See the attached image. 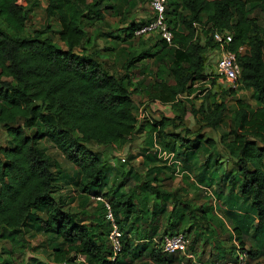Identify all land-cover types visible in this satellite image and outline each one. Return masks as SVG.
<instances>
[{
	"label": "trees",
	"instance_id": "1",
	"mask_svg": "<svg viewBox=\"0 0 264 264\" xmlns=\"http://www.w3.org/2000/svg\"><path fill=\"white\" fill-rule=\"evenodd\" d=\"M46 1L45 14L57 20L56 33L65 48L45 35L49 27L27 30L31 9L25 0H0V125L9 136L0 147V240H9L19 249L17 239L35 227L62 241L53 249L52 264H131L133 237L145 242L141 251L152 261L175 264L182 259L191 262L188 254L203 255L204 245L214 242L208 236L211 233L217 242L227 239L230 244L226 248L216 244L212 260L205 263L234 261L240 249L247 253L248 262L251 257L257 261L254 264H264L258 261L264 252L246 248L244 239L249 231L257 240L264 238V25L252 15L256 9L264 13V0H171L169 10L167 0L166 21L174 35L173 46L158 40L162 51L173 50L167 68L172 80L166 81L157 72L147 103L142 105L145 110L150 102L168 105L174 115L150 121L139 120L133 111L132 95L137 88L127 72L152 55L129 56L121 74L109 73L97 61V51L86 54L76 49H84L89 42L83 10L94 13L100 0ZM138 26L129 25L117 38L135 37ZM215 30L232 33L229 48L237 53L242 69L240 85L252 92L257 104L252 107L247 100H235L230 115L233 127L223 135L222 148L206 130L222 127L227 111L224 96L237 89H220L216 79H211L212 89L202 98L177 99L193 92L195 79L207 76L206 63L216 48L210 33ZM240 46L247 51L237 52ZM187 115L195 120V129L185 125ZM144 129L149 139L157 137L165 150L174 153L181 168L201 157L195 173L201 187L186 185L194 188L193 195L186 194L185 187H164L166 180H173L177 162L165 171L162 165H147L138 183L128 182L122 189L127 173L116 186L102 190L104 178L113 169L101 153L108 147H124ZM43 139L75 166L77 186L98 201L89 222L87 217L78 219L77 214L63 210V201L54 197L61 170L40 145ZM202 186L213 189L223 215H215ZM97 197L109 203L122 233L118 252L108 238L112 223ZM196 200L204 201L198 204ZM169 201L172 210L167 208ZM220 216L230 222V232ZM198 222L204 223L199 232L195 229ZM178 232L190 238L185 253H163V236ZM126 234L129 238L123 241ZM4 252L12 254L8 248Z\"/></svg>",
	"mask_w": 264,
	"mask_h": 264
},
{
	"label": "rangeland",
	"instance_id": "2",
	"mask_svg": "<svg viewBox=\"0 0 264 264\" xmlns=\"http://www.w3.org/2000/svg\"><path fill=\"white\" fill-rule=\"evenodd\" d=\"M91 1L92 0H86V3H90ZM170 1L171 0H168V10L170 8ZM46 4V0H25L26 7L31 9L30 18L26 26L27 30L33 32L34 29L44 30L46 27H49L45 35L49 36L52 41L65 48L64 43L59 41L56 33V31L60 28L57 20L48 18L45 14ZM93 9L95 10L94 13H88L86 9L83 10L84 29L87 32L89 42L85 44L84 49L76 48L77 52H86V54H90L91 51H97L98 55L96 56V59L100 62V65L109 73L115 74H121L123 72L122 66L129 56L135 54L137 55L140 52H147L152 55L142 61H137L135 64L136 68L127 72L128 78L133 81L135 85L134 87L137 88V92L132 95L135 103L133 111L135 115L141 119L139 116V110L143 103H147L148 88L149 85L156 79V73L158 72L162 74L166 81L172 80L171 76L168 74L167 68L173 59V50L168 52L162 51L160 40H158V37H155L154 35L132 37L127 40L117 38V35L124 33L129 25L136 24L138 26L147 22L151 15L148 0H100V3L93 7ZM252 15L255 16L259 22L262 23V25H264L263 12L256 9L253 11ZM216 57L217 54L215 52H212L209 55L204 71L206 75L211 73L212 61ZM216 80H218L216 83L218 88L220 87V89L222 88L225 90L228 89L223 80ZM224 97L227 104V111L222 127L218 131L206 130L210 137L215 139L218 143L220 142L219 148L223 147L221 145L223 135L233 127L230 115L235 108V100L240 98L247 100L251 103L252 107L257 105L252 92L244 90L242 87H239L235 94H227ZM146 106V111L152 119H158L162 115H174V111L168 105L158 102H150ZM184 123L190 129H195L197 126L195 124V120L190 115H187L184 118ZM147 135L148 130L144 129L132 135L130 142H128L124 147H108L101 153V157L106 159L113 169L112 173L104 178L103 181L106 184L102 186V190H106L111 185L116 186L120 181L124 180V175L128 173L126 182L124 183L125 186L122 187V189H126L128 182H137V180L143 177V174H146L145 172L148 167L154 164H160V162H175V157L172 158L170 155L169 157L171 158L169 159L168 154L164 155V153H162L165 148L162 143L158 141L157 137L152 135L151 139H149ZM8 139V134L0 125V147L5 145ZM40 145L60 165L62 178H59L55 183L54 197L57 200L63 201V210L77 214L78 219L82 216L87 217V221L89 222L93 218L94 213L97 212L99 207L98 201H96L92 196L85 194L77 186V169L63 156L53 143L43 139L40 141ZM158 154H162L160 158L158 157ZM146 155L155 157V159L153 158V160H150L146 157ZM121 157H123L124 160ZM200 158L201 157H195L197 160ZM119 159H122L123 162L118 161ZM168 160L171 161L167 162ZM147 165L149 166L147 167ZM180 185H182L180 176H176L175 181L169 184L170 187H177ZM191 195H193V192ZM208 199L209 202H212L213 199H216V196L209 195ZM217 204L218 200L215 202V206L213 207L216 211L215 215H223L217 209ZM203 225L204 223L198 222L195 227L196 231L199 232L200 228H203ZM228 232H230V230H228ZM251 232L252 231L247 232L244 238L246 241V248H257L260 249L261 252H264V238L255 235L259 237L257 240ZM208 236L212 241H214L211 243L212 246L213 243H217L218 237H214L211 233ZM127 238H129L128 234L123 236V241ZM189 239L190 238H188V241ZM131 240H136L135 244L131 242V246L134 248L133 253L130 254L132 255L131 264H160L152 261L146 255L145 251H141V244L145 242L138 241L133 237ZM16 242L17 245H20L19 249L13 246L9 240H0V264L2 261L4 262L3 264H52L53 249L60 245L62 241L61 239L55 237L52 232L32 227L28 232L20 236ZM226 242L230 243V240L226 239ZM198 247L202 250L201 247L203 246L198 245ZM5 248L11 249L12 254H6L4 252ZM209 249H211V246L208 243L204 245V252L209 251ZM3 259H7L10 262H7V260L4 261ZM258 259V261L264 262V254H262ZM196 260L202 263L206 262L204 255L201 257L196 254ZM188 262L191 264L193 261L191 260L190 262L188 260ZM255 262L257 261L255 259L252 260L250 257L248 264H254Z\"/></svg>",
	"mask_w": 264,
	"mask_h": 264
},
{
	"label": "built area",
	"instance_id": "3",
	"mask_svg": "<svg viewBox=\"0 0 264 264\" xmlns=\"http://www.w3.org/2000/svg\"><path fill=\"white\" fill-rule=\"evenodd\" d=\"M151 9V15L148 21L138 26L133 34L135 37L143 35H154L159 39L164 40L168 45L173 46L174 35L166 21V4L167 0H148ZM197 26V24L195 25ZM213 41L216 43L214 52L217 57L212 61V71L206 77L195 79L192 82L193 92L190 95L180 94L177 99H195L202 98L208 91L212 89L211 79H221L228 86L234 89L241 87V72L242 69L237 62V53L229 48V44L233 39L232 33L229 31L215 30L210 33ZM247 51L246 46H240L237 52L243 54ZM139 120H151L150 115L144 109L143 105L140 107ZM102 200L106 208L107 219L112 223V228L109 233V241L113 247L114 252H118L121 247L120 238L121 231L114 222L111 207L107 201ZM188 245V239L184 233L178 232L173 235H164L161 241L162 252L166 254L185 253ZM236 245V243H235ZM188 257L191 258L190 255ZM175 264H190L186 260H180ZM193 264V262L191 263ZM215 264H248V255L245 251L236 250V259L234 261H227L224 263Z\"/></svg>",
	"mask_w": 264,
	"mask_h": 264
},
{
	"label": "crops",
	"instance_id": "4",
	"mask_svg": "<svg viewBox=\"0 0 264 264\" xmlns=\"http://www.w3.org/2000/svg\"><path fill=\"white\" fill-rule=\"evenodd\" d=\"M148 21V20H147ZM171 46V45H170ZM218 82V80H216V83ZM214 88H216L215 86H214ZM162 153H164V155H166V154H168V157L171 155L172 156V158L173 157H175V155H174V153L172 152V151H169V150H163L162 151ZM162 154H158V157L160 158V156H161ZM122 159H123V157H121ZM171 157H169V159H170ZM169 161H171V160H168L167 162H169ZM174 163H176L177 162V165H176V167H175V173H174V178H173V180H166L165 181V188L166 189H171V190H174V189H181L182 187H185V188H187V192H186V194H188V195H191V193L193 192V190H194V188L193 187H189V186H187L186 187V185H188V183L189 182H191V183H195V185H198V187H200V185H199V183H198V180H197V178H196V172H198L199 171V164L197 163V160L195 161V162H191L189 165H187L186 167H184V168H181V166H182V164L179 162V161H177V159H174ZM172 163H165V162H160V164L159 165H162L163 167H164V171H165V168H166V166H169V165H171ZM226 166L229 168V164H226ZM176 176H180V180H181V182H182V185H180V186H177V187H170L169 186V184L171 183V182H173V181H175V177ZM203 187V186H202ZM203 188H206L205 189V191H204V193L207 195V196H209V195H212V196H214L213 194H214V192L212 191L213 189L212 188H209V187H203ZM212 189V190H211ZM204 200H196V203H198V204H200V203H202ZM217 200L216 199H213L212 200V202H210V204L211 203H213L212 204V206L214 207L215 206V202H216ZM167 208H168V210H172V208H173V206H172V202L171 201H169L168 203H167ZM220 213H222L221 211H220ZM220 217H222V216H220ZM224 222H225V224H226V227L230 230L231 229V226H230V222L227 220V219H225V218H221ZM185 226V225H184ZM188 239V238H187ZM189 242H190V239H189V241H188V244H189ZM216 244H218V246L219 247H223V248H226V246H228L230 243L229 242H223L222 244L221 243H219V242H217V243H213V246H212V244H209L210 246H211V249H209V251H206V252H204L203 253V255H204V258L206 259L205 261L208 263L209 261H211L212 260V254H213V252H215L216 251V247H218V246H215ZM188 255H190L191 256V258H190V260H192L193 261V263H195V264H206V263H202V262H198L197 260H196V255H194V254H188ZM203 255H200L201 257L203 256Z\"/></svg>",
	"mask_w": 264,
	"mask_h": 264
}]
</instances>
